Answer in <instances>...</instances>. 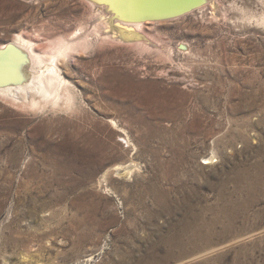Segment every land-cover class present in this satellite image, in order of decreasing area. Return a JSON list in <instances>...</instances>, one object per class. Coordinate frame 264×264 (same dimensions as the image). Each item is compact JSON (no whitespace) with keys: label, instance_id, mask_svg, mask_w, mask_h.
<instances>
[{"label":"rangeland","instance_id":"rangeland-1","mask_svg":"<svg viewBox=\"0 0 264 264\" xmlns=\"http://www.w3.org/2000/svg\"><path fill=\"white\" fill-rule=\"evenodd\" d=\"M205 4L124 41L98 1L0 0V48L67 49L79 122L0 95V264H264V0ZM112 68L174 119L111 98Z\"/></svg>","mask_w":264,"mask_h":264},{"label":"bare ground","instance_id":"bare-ground-1","mask_svg":"<svg viewBox=\"0 0 264 264\" xmlns=\"http://www.w3.org/2000/svg\"><path fill=\"white\" fill-rule=\"evenodd\" d=\"M94 1L96 2L98 1L99 3L105 4L106 5L105 8L107 9V11L110 9V12L112 11L113 13V15H110L111 18L117 17L122 20L117 25V27H113L115 32L112 35V37L119 40L132 41L138 36H140L137 33V31L141 27H143V24L145 23L141 19L153 15L151 13H155V12H158L159 14L167 13L169 11H174L175 9L177 10L185 7L191 8L198 5L199 7H201L205 3L212 2L213 0H94ZM111 18L109 22L106 21L108 22L107 24L109 26L111 24V21L113 20ZM67 44L68 43H66V45ZM64 48L61 47L60 49L58 47L59 50L55 52V54L51 58H49L47 54L41 51L40 44H38L36 40H34L33 38L32 39L26 38L22 35L15 37L11 43L2 45V47L0 48V95L3 97H7L8 99L10 98L14 101H23L24 103L28 101L30 102L32 108L38 110L40 109V111L42 110L44 112L46 111V109H48L51 106V109L55 113V115L57 116L58 113L60 115L57 116L56 118H53V120L49 122L50 124H54V123L55 125L68 124L69 126L73 124L79 125L77 124L79 122L75 121L76 119L72 120L70 117L66 116L70 112L72 113V110H75V108H73L75 105L73 104L75 98L73 97L72 92L69 89L70 87L69 82L63 76L62 65L65 64V62L62 61V57L65 56L68 52L67 49ZM115 70L118 73H120V71H118L117 69ZM107 78H110L107 81V86L109 83H111L112 86V92L110 94L111 98L116 100L118 99L127 100L128 98L131 100L137 99L141 102L142 109L149 108L153 110L156 116H160L161 118L174 119L172 114H170L169 112V102L167 101L169 94H166V92H164L165 90L163 91L155 88L150 89L151 87L148 88L149 86L147 84H140L139 86H136L134 85V83H128L122 80L121 75L116 79L113 68L110 71V75L106 76L105 79ZM126 112H128L129 115L132 116L136 115L137 116L136 121H138L145 128H147V126L152 127V125H150L145 120L142 113L137 115L130 109H127ZM73 113H75V111H73ZM50 118L52 117L50 116ZM84 121H87V119L86 120L83 119L82 122ZM189 125L184 127L182 134L189 127ZM197 125L198 124H196V122L192 124L191 126L192 131L193 128L197 127ZM49 127H48V131H52L53 129L51 127L49 129ZM81 129L82 127H80L78 131L80 132ZM94 129L97 131L99 127H94ZM65 131L66 130H63L62 132ZM126 142L127 145L132 144L130 139L128 138H126ZM178 142L179 141H175V143L177 144ZM188 144H189L188 140L185 141V145L188 146ZM213 162H214V158H210L209 161L206 162V164L209 165L212 164ZM116 168H117V174L120 177L122 176L129 177L134 171L133 167L131 166H121ZM196 219H198V216L195 217V220ZM205 225L206 224H204V226ZM190 226L192 228V225ZM204 226L203 224H199L197 228H195L194 233L197 234V238L201 240L205 239L206 242L204 243H207V240L210 239L211 235H207L208 233L204 234ZM188 228L185 227L186 230H188Z\"/></svg>","mask_w":264,"mask_h":264},{"label":"water","instance_id":"water-1","mask_svg":"<svg viewBox=\"0 0 264 264\" xmlns=\"http://www.w3.org/2000/svg\"><path fill=\"white\" fill-rule=\"evenodd\" d=\"M198 7H199V5L191 7V8L185 7V8H181V9H177V10L175 9L174 11H169L167 13H161V14H159L158 12H155V13H151L153 15L145 17L141 20L143 22H146V21H162V20L175 19V18H179L181 16H184L185 14L192 12L193 10L197 9Z\"/></svg>","mask_w":264,"mask_h":264}]
</instances>
